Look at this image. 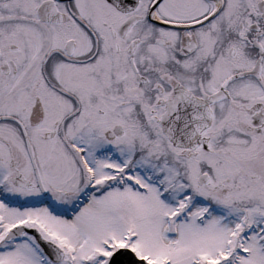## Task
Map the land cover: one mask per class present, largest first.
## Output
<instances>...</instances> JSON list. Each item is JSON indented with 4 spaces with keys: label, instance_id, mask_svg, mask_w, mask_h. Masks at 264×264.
<instances>
[{
    "label": "snow or ice",
    "instance_id": "1",
    "mask_svg": "<svg viewBox=\"0 0 264 264\" xmlns=\"http://www.w3.org/2000/svg\"><path fill=\"white\" fill-rule=\"evenodd\" d=\"M0 264H264V0H0Z\"/></svg>",
    "mask_w": 264,
    "mask_h": 264
}]
</instances>
